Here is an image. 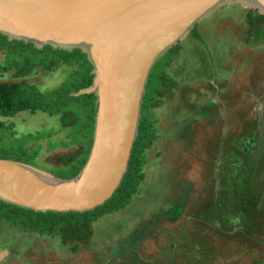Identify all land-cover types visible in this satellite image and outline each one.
Here are the masks:
<instances>
[{"label": "rangeland", "instance_id": "1", "mask_svg": "<svg viewBox=\"0 0 264 264\" xmlns=\"http://www.w3.org/2000/svg\"><path fill=\"white\" fill-rule=\"evenodd\" d=\"M236 5L200 20L201 41L189 33L169 56L170 67L164 66L166 53L152 68L147 93L155 96L161 88L164 70L180 90L175 101L165 99L147 113L157 122L159 140L147 151L140 193L95 222L92 244L77 253L59 237L1 224L0 264H264V41L246 43L245 9ZM7 62L0 50V83L25 81L44 95L75 69L37 67L21 79L15 70H1ZM0 120L17 132L5 144L17 146L37 132L50 135L27 144L39 149L37 163L46 169L63 166L58 158L81 149L60 146L70 129L60 131L57 116L21 112ZM81 123L82 129L87 120ZM246 139L255 140L247 155ZM177 204L181 216L170 222L168 210Z\"/></svg>", "mask_w": 264, "mask_h": 264}, {"label": "water", "instance_id": "2", "mask_svg": "<svg viewBox=\"0 0 264 264\" xmlns=\"http://www.w3.org/2000/svg\"><path fill=\"white\" fill-rule=\"evenodd\" d=\"M264 16V0H0V35L37 49L81 50L96 96L88 160L71 179L0 158V200L37 213H83L110 200L128 170L151 70L212 11Z\"/></svg>", "mask_w": 264, "mask_h": 264}, {"label": "trees", "instance_id": "3", "mask_svg": "<svg viewBox=\"0 0 264 264\" xmlns=\"http://www.w3.org/2000/svg\"><path fill=\"white\" fill-rule=\"evenodd\" d=\"M243 11L245 12L246 43L264 41V16L255 10L245 9ZM190 33L195 40L201 41L202 37L196 26ZM0 50H5L8 56V62L1 70L4 72L15 70V78L24 79L30 76L37 67L49 71L54 70L59 65L75 67L70 73V82L63 83L59 88L50 92V95H44L36 86L27 84L25 81L0 83V119L13 118L21 112L32 114L42 112L50 116H57L61 122L60 131L70 129L74 132L71 135L69 131V141L61 143L60 146L69 148L77 145L81 148L73 156L58 158L57 162L63 166L50 168L51 170L46 169L37 163L39 149H29L27 144L29 141H38L50 135L37 132V134H27L24 142L17 146L5 144V142H11L15 139L17 132L14 130L13 123L8 124L0 120V158L33 165L62 179L75 177L88 160L93 143L96 115L95 95L70 96L88 88L92 83L93 67L86 54L81 50L69 52L53 49L49 46L37 49L30 43L9 41L3 35H0ZM177 50L178 46H174L167 52L169 55L168 61L164 64L165 69L170 67L173 61V58L168 59L169 56L174 55ZM151 78L152 75L149 77L147 86ZM158 78H160L162 86L156 91L155 96H152L150 92L145 93L138 136L133 145L128 170L120 187L110 200L92 211L83 213H37L0 200V225L6 224L8 227L37 233L40 236L59 237L63 246L70 248L73 253H77L83 247L90 246L94 240L93 224L106 214L124 209L131 202L132 197L140 193L141 184L145 181L147 151L159 140L155 126L157 122L149 118L147 113L152 109L163 107L165 99L175 101L178 95L174 91L177 93L180 90L179 84L165 70L161 72ZM73 102L79 105L75 108L76 110L70 108V104ZM144 111L145 115H143ZM84 118L87 123L81 129V121L84 122ZM81 131L84 132L81 133ZM74 135L83 136L84 142L80 139V141L74 140ZM254 145V139H246L244 141V154L253 152L255 150ZM182 207V205L177 204L168 210L170 222L176 221L181 216Z\"/></svg>", "mask_w": 264, "mask_h": 264}]
</instances>
